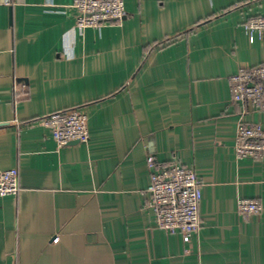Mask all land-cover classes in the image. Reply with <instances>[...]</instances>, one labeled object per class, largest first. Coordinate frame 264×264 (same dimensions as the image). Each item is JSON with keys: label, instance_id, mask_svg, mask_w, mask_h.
<instances>
[{"label": "crops", "instance_id": "0c3cea01", "mask_svg": "<svg viewBox=\"0 0 264 264\" xmlns=\"http://www.w3.org/2000/svg\"><path fill=\"white\" fill-rule=\"evenodd\" d=\"M74 0H0V264H264V155L237 159L239 68L264 65L243 24L264 0H124L120 23L75 28ZM83 107L89 141L59 148L30 121ZM201 182L197 234H169L148 205L150 169ZM239 199L259 214H241Z\"/></svg>", "mask_w": 264, "mask_h": 264}, {"label": "built area", "instance_id": "2783aa9c", "mask_svg": "<svg viewBox=\"0 0 264 264\" xmlns=\"http://www.w3.org/2000/svg\"><path fill=\"white\" fill-rule=\"evenodd\" d=\"M75 28H100L120 23L126 15L124 0H74ZM250 40L253 34L264 38V16L252 17L243 24ZM231 101L246 103L254 111H264V65L250 69L239 68L230 78ZM29 124L45 127L51 139L61 148L70 143L89 141L87 114L83 107L51 113ZM234 153L237 159L257 160L264 155V127L260 124L238 123L235 131ZM150 185L148 205L153 209L157 226L169 234L190 238L201 228L199 202L201 182L192 169L173 160L156 166L148 158ZM19 191L16 168L0 170V197L16 195ZM241 214H259L255 200L239 199L236 205Z\"/></svg>", "mask_w": 264, "mask_h": 264}]
</instances>
